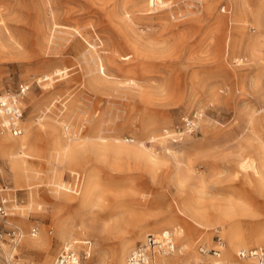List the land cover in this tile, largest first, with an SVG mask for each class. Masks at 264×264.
<instances>
[{
    "label": "rangeland",
    "instance_id": "1",
    "mask_svg": "<svg viewBox=\"0 0 264 264\" xmlns=\"http://www.w3.org/2000/svg\"><path fill=\"white\" fill-rule=\"evenodd\" d=\"M168 1L173 9L151 11L146 0H0V35L7 29L25 45L22 55H11V50L7 53L2 47L3 41L0 42V91H15L21 84L30 85L23 104V135L30 139L23 166L28 168L30 179L19 181L8 159L0 153V197L7 201V217L0 219V229L6 232L18 228L23 232V241L16 251L20 264H55L65 250L58 236L61 227L71 231L70 248L83 256L89 254L85 264H114L113 254L121 244L132 242L130 253L147 239H139L135 234L138 230L155 231L154 235H158L162 231L174 233L172 229L180 226L185 230L182 242L187 248L185 254L178 253V237H175L176 254L168 257L173 264H207L213 260L209 256L214 253L203 255L199 246L219 249L216 246L219 242L224 245L223 258L227 252L237 258L241 248L231 249L227 231L220 224L213 223L211 230H205L188 219L193 229L187 231L181 223L170 219L189 196L198 197L192 181L178 173L177 160L188 163L198 176L206 171L207 158L200 152L190 153L195 145L214 135L230 133L228 140L215 142L211 150L218 153V163L228 164L238 155L236 143L240 135H245L253 118H258V129L264 136V125H260L264 123V89L254 86L257 80L264 81V29L255 31L253 20L249 19L244 38L250 48L238 51V55L245 57L237 69L247 90L243 94L227 77L234 72L227 63V52L209 50L207 44L202 51L200 47L204 40L210 41L211 33L214 40L223 38L221 33L229 27L231 13H241L246 7L244 4L251 0L231 9L226 0H204V8L195 0ZM213 5L216 7L210 15L207 8ZM252 9H256V4ZM54 22L79 28L90 41H97L105 69L119 77L135 79L139 86L133 92L118 88L113 93L115 97L101 90H88L82 85L85 76L77 54L69 47L62 50L59 46L57 53L42 57L35 40L50 34ZM223 24L226 25L221 28ZM56 35L62 38L64 33ZM137 52L145 60L142 59L143 74L133 76L124 69L136 61ZM68 67L72 68L68 71L70 78L64 81L57 82L63 79L58 76L53 81H37L46 73L52 74L54 69ZM49 82H56L55 90L44 89ZM233 87L236 90L232 93ZM210 88L216 90L217 100H212ZM126 91L136 97L130 98ZM202 109L205 121L198 124L196 131H187L184 117L194 118ZM43 112L47 113L42 122L46 127L51 117V120L68 122L74 138H80L73 143L81 148L89 146L90 141L86 139L100 136L108 143L119 140L129 148L143 143L162 157V165L151 170L140 159L117 154H108L99 161L93 158L92 162L85 159L79 164H62L52 158L53 149L43 131L45 127L36 122ZM30 121L36 133L28 130ZM163 136L174 152L172 155L160 143ZM252 144L259 145L255 141ZM93 166L95 178L101 183L97 216L88 207L72 208L52 190L54 168L63 171L64 185L69 182L70 185L76 173L84 177L86 174L87 179ZM70 194L77 200L83 190L80 195ZM241 220L248 224L252 217ZM34 233L36 237L32 236ZM255 239L253 234L248 235L249 248L264 249V245L252 244ZM1 243L0 264H11L8 258L11 244L9 240L3 241L4 245ZM187 252L191 254L190 259L185 257Z\"/></svg>",
    "mask_w": 264,
    "mask_h": 264
},
{
    "label": "bare ground",
    "instance_id": "2",
    "mask_svg": "<svg viewBox=\"0 0 264 264\" xmlns=\"http://www.w3.org/2000/svg\"><path fill=\"white\" fill-rule=\"evenodd\" d=\"M195 1H197V3L202 5V8H204V0ZM226 1L231 9V6L234 8L235 5L238 6V3L240 4V2H245L246 0ZM146 4L151 11H156L159 8H169L171 6V3L168 0H146ZM253 4H256L255 10L252 9ZM244 5H246V7L242 9L241 13H231V16L229 17V27L224 31V33H221L223 34V38L218 40L216 37L218 41L216 42V39L214 40V36L211 33L208 36L210 41L208 39L207 41L204 40L202 46L200 47V50L202 51L207 44L209 50L216 48L217 52L220 54L222 52H227V63L234 69V72L227 74V77L232 80V83H236L239 86L238 90L243 94L247 93V90L244 89V79H242L243 77L237 72V69L243 65L245 57L238 55L240 54L238 51L250 48V43H246L244 38L245 31L248 28L249 19H252L254 23V27H252V29L257 32L264 29V0H251L247 1ZM215 7V5L208 7V14L211 15ZM170 8L173 9V7ZM224 11H227L226 6L224 7ZM229 11L231 12L232 10ZM224 25L226 24H223L221 28H224ZM3 29L4 28H2V31ZM56 33H64V36L61 38L57 36ZM83 33L79 28L66 25L61 26L54 22L50 34L42 40L37 39L35 41L42 57H45L46 54H53L54 52L57 53L56 50L59 49V46H62V50L69 47L72 51H74L77 54L79 67L83 70L82 72L85 76V78H83L84 80L82 81V85L88 90H95L96 92L101 90L107 95L112 94L113 97L116 96L113 93L117 91L118 88L123 90L127 89L129 92H133L135 90L134 87L138 85L137 80L132 78H122L117 74L111 73L110 70H106L104 57H102L101 54L100 44L97 41H90ZM3 37L7 40L6 42H4ZM56 39L61 40L62 43H58L55 41ZM0 42L4 43L2 44V47L7 50V53L11 50V55H22L24 53V42L10 33V31H7V29L6 31L4 30L3 35H0ZM135 55L136 61L131 62V64L124 69L128 70L127 73L133 76L143 72V61H145L143 59L144 57L138 52L135 53ZM70 70H72L70 67L64 69H54L52 74L46 73L43 75L44 78L39 77L37 81L40 83L44 79L45 81H53L54 78L58 76L61 78L63 77V79L57 81L61 82L70 78L68 75V71ZM54 83L56 84V82L47 83L44 89L46 90L47 88H51L52 90H55L56 86L53 85ZM263 85V80H257L254 84L255 88L260 90L264 89ZM233 88H231L232 93L236 90ZM208 90L209 94L213 98V101L219 98L215 93L216 90L211 88ZM126 93L128 94L127 91ZM128 96H130V98L136 97L132 94H128ZM262 104L264 105V92H262ZM48 109L50 108L47 107V110ZM197 115L199 117L197 124L201 125L205 121V113L203 109L198 112ZM43 116L45 117L43 118ZM46 116L47 113L43 112L36 122L42 127H45L43 131H45L49 145L53 149L52 158L60 161L62 164H69L72 162H77L79 164L84 162L85 159L92 162L93 158H96V161H99L102 158L105 159L108 154H117L119 156L125 155L136 160L140 159L141 163L145 165L147 169L151 170H156V168H159L162 165V157H159L158 154H155L147 149L143 143H138L137 146L129 148L124 144L119 143V140L115 139L108 143L107 140L100 136L97 137V139L94 137H90L89 140L86 139L87 141H90L89 146L87 149L81 148L77 143H73L80 138H74V132L70 130V124L68 122L63 123L58 119L51 120V117V119L48 118V121H46V127L42 124V122L46 120ZM188 118L189 116L184 117V120H187ZM258 125V118H253L249 122L247 130H245V135H240L241 137H239L236 143V151L238 152V155L232 163H218L216 161L218 153L211 151L215 142L225 139L228 140L231 136L230 133L214 135L205 142L195 145L194 148L190 150V153L200 152L205 158H207V160L204 161L206 171L202 173L200 172L198 176H195L194 169H192L188 163L182 159L177 160L178 173L187 180L192 181L194 190L198 193V197H195L194 195L189 196L188 200L180 205V208L176 211V215L171 216L170 222L181 223L187 231L193 229V225L189 220L195 223L199 228L205 230H211L213 223H218L226 229L231 249L240 247V250H242V248L249 250L247 249L249 248V245L246 240L250 234H253L256 238L252 244L257 247L264 245V136L263 132L258 129ZM260 125L263 126L264 123H261ZM236 126L241 128L240 125ZM27 128L28 130H32L36 133L33 130V123L31 121L29 122ZM143 128L146 129L145 127ZM153 139L155 140V137ZM29 140V136L27 135L15 136L11 134H3L0 136V153L8 159L19 181L26 182L30 179L28 168L23 166L25 164V157H27ZM166 141H168L166 137L163 136L160 138V143L165 147V150L169 152V154L174 153L171 148L167 146ZM252 141L257 142L259 144L258 147H255L252 144ZM54 170L56 171V175L54 177L55 180L52 181L54 185L52 190L58 195L56 197L66 202L67 205H70L72 208L85 209L88 207L90 208L91 213L97 216L98 213L95 209L101 204V183H99V181L95 178L96 171L94 166L92 169H89L87 179L86 174L85 177L81 173H76L74 175V178L76 175H82L84 177L81 192L78 194L80 195L83 190V195L77 200H75L70 194L74 191L73 186H71L72 184L69 185V182L67 185H64V181L62 179L63 171H58L56 168H54ZM65 190H68V192ZM248 216H251L252 220L248 222V224H245L241 218ZM172 230L174 231L175 237H178V253L181 255L185 254L184 252L187 247L182 242L185 236L184 228L180 226L173 228ZM70 232L69 228L65 230L61 227L58 230V236L62 239V242L64 243L63 249H65L61 254L65 251H69L70 245L73 243ZM135 234L139 236V239H143L148 237V235L157 234V232L138 230ZM32 236L36 237L37 234L34 233ZM1 244L4 245L5 243L2 242ZM132 244V242H124L115 250L113 254L114 264H128V258L130 256H128V253ZM216 246L220 249V253L217 255H210L209 257L213 260H211V262H207V264L255 263V260L253 259L249 261L239 260L238 257L235 259L232 256V252H227V256L223 258L222 252L224 246L222 245L220 248L218 243ZM190 255L191 254L188 253L185 257L188 258ZM162 257H159L161 264L174 263L171 258L166 256Z\"/></svg>",
    "mask_w": 264,
    "mask_h": 264
},
{
    "label": "built area",
    "instance_id": "3",
    "mask_svg": "<svg viewBox=\"0 0 264 264\" xmlns=\"http://www.w3.org/2000/svg\"><path fill=\"white\" fill-rule=\"evenodd\" d=\"M30 89V85L21 84L15 91H0V136L3 134H11L22 136L24 132L23 123L25 119V109L23 107L24 99ZM198 114V113H197ZM199 117L195 115L184 120V127L187 131L197 130V121ZM83 177L76 175L73 182V193L78 195L81 192ZM7 217V201L0 197V219ZM36 232V230H33ZM23 232L18 229H9L4 232L0 229V243L9 240L11 244V252L8 256L11 264H20L17 255V248L23 241ZM221 248L223 243H218ZM224 246V245H223ZM175 235L172 231H162L158 235H148L147 239L137 245L128 258V264H159L158 259L162 256H173L176 254ZM199 252L203 255L220 253V249L208 250L204 245L199 246ZM87 253L85 256L77 253L73 248L60 254L55 264H85L89 258ZM239 260H255L254 264H264V249L249 248L242 249L238 253ZM203 264V263H199Z\"/></svg>",
    "mask_w": 264,
    "mask_h": 264
}]
</instances>
